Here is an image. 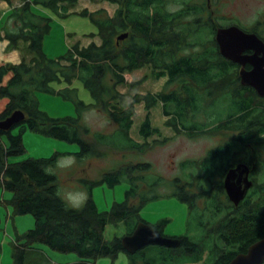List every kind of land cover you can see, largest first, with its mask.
I'll use <instances>...</instances> for the list:
<instances>
[{
  "label": "trees",
  "instance_id": "obj_1",
  "mask_svg": "<svg viewBox=\"0 0 264 264\" xmlns=\"http://www.w3.org/2000/svg\"><path fill=\"white\" fill-rule=\"evenodd\" d=\"M4 1L10 2L0 0ZM77 1L20 0L19 5L5 11L3 21L0 10V41L6 39L8 48L20 49L22 53L18 62L0 60V96H8L0 118L14 109L25 111V118L15 124L20 132L11 130L12 126L8 129L0 127V185L12 191L9 204L15 212H32L35 219L34 226L26 228L14 242L13 264H26L27 249L35 242H44L59 251L75 252L80 256L78 264H93L92 261L103 255L115 259L121 250L128 254L129 264H181L186 261L228 264L237 252L247 250L248 244L264 236V180L255 181L254 187L247 190L237 206L222 195L225 192L220 176H224L223 172L237 160L235 150L239 147L219 143L200 158L181 160L184 166L195 161L201 169L195 180L175 177L178 188L173 192L188 203L189 224L197 223L198 228L192 230V236L191 233L177 235L182 239L179 246L157 243V248L150 252L143 247L128 252L120 241V237L132 231L140 219H145L139 214L143 204L159 195L141 193L139 189L148 181L146 172L153 166L150 161L126 162L124 167L105 170L100 179L78 176L84 186L81 190L87 192L88 198L82 209L75 210L66 207L56 195L59 188L56 172L46 174L44 171L45 167L56 165L63 152H70L54 150L47 157L10 159L11 154L26 150L22 142L26 128L70 142L78 141L80 148L74 153L81 158L90 153L99 155L97 143L101 141L143 149L144 143L131 136L134 106L121 100L124 93L117 85L132 87L144 80L141 76L129 81L124 72L147 64L152 66L156 78L167 76V81L160 91L150 90L146 95L139 93L135 99L143 100L147 109L162 103L161 109L168 116L166 122L176 132L192 135L240 128L236 136L231 135L227 140L264 141V100L258 99L252 88L239 82L238 62L222 55L215 29L223 23L218 22L211 0H110L118 5L112 15L101 9L88 12L83 8L79 14L88 15L97 24L98 30L94 33L101 41L82 45L75 42L66 54L52 57L43 49L44 36L50 31L52 19L42 9L68 16ZM172 2L178 3L179 7L169 8ZM10 21L14 29L8 26ZM229 24L235 23L226 25ZM242 29L256 31L264 38V33L255 28ZM124 31H128L126 37L118 42L117 35ZM75 77L91 90L93 101L75 98L78 96L76 86L72 85ZM58 80L66 84L55 89L52 81ZM35 89L62 92L66 98L76 100L79 110L104 108L116 119L117 128L111 134L98 131L88 138L91 129L79 111L54 116L41 108ZM212 97L227 110L209 111ZM202 111H205V117L198 120ZM151 120V112H147L139 124V134L145 139L161 132ZM3 134H7V141ZM155 138L158 142L166 139ZM122 174L129 180L125 198L114 200L110 208L100 210L94 200L93 186L100 182L113 185L122 180ZM157 175V182L164 180L162 175ZM119 220L126 231L107 237L106 224ZM168 220L166 217L152 225L163 231Z\"/></svg>",
  "mask_w": 264,
  "mask_h": 264
},
{
  "label": "rangeland",
  "instance_id": "obj_2",
  "mask_svg": "<svg viewBox=\"0 0 264 264\" xmlns=\"http://www.w3.org/2000/svg\"><path fill=\"white\" fill-rule=\"evenodd\" d=\"M212 7H215L216 17L219 19V23L226 25L227 23H237L243 27L255 28L258 31L264 33V0H211ZM20 0H10V2H0V8H7L10 10V6L14 7L19 5ZM118 5L110 0H78L69 11L71 14L68 16H61L59 13H53L50 9H42V12L51 16L52 22L50 23V31L44 36V50L52 57H57L61 54H66L70 45L75 42L82 44H89L91 42H100L101 38L97 33V24L93 23L88 15L79 14L81 9L85 8L88 12L101 9L109 14H114ZM179 7L178 3L172 2L169 8L174 9ZM6 10V11H7ZM73 10L75 12H73ZM7 11V12H8ZM5 11L3 12L4 15ZM2 14V13H1ZM102 15V13H100ZM5 19V15L2 21ZM13 23L10 21L8 26L13 28ZM231 25V24H230ZM14 29V28H13ZM94 34V36H90ZM8 41H0V55L4 58L0 60H12L9 58L11 49L8 48ZM18 50V49H13ZM21 52V51H20ZM152 66L150 64L143 67L135 68L132 71H125L124 74L129 81H134L145 77L144 80L138 81L134 86L129 87L127 84H119L117 87L119 91L124 93L121 100H125L126 104L131 103L134 106V121L131 130V136L144 143L142 148H130L119 147L115 144H106L105 141L97 143V149L100 151L99 155L93 153L87 154V156L81 158L78 157L74 151L80 148L78 141H67L66 139H58L53 135L44 134L41 131L24 129L22 142L26 146L21 154H11L10 159L21 160L26 156H48L55 151H68L63 152V156H75L76 164L68 169L57 168L56 165L50 166L59 182V189L62 194L68 192H76L81 190L82 184L78 176L85 178L100 179L101 174L107 170H112L114 167H124L126 162H135L138 159H145L153 163L150 171L146 172L148 181L144 182L139 187L141 193L152 194L153 192L159 193L157 196H153L147 200L141 207L139 214H141L147 222L150 224L156 223L159 220L169 217V220L163 225V232L166 235L177 236L181 233H191L198 228L197 223L192 222L189 206L185 200L177 198V195L173 194L177 190L176 185L178 181L174 178L180 176L182 180L187 181L190 178L197 179V173L200 172V168L195 161L190 162L187 166H184L182 159L189 157L200 158L203 156L207 147L214 146V144L227 140L231 135H235V131L231 128H226L219 131H211L212 133L192 134L187 135L182 132H176L170 124L166 122L167 115L162 111V103L153 104L149 109L146 107L145 102L140 99H135L136 95L141 93L146 95L148 91H160L167 81V76H161L156 78L151 71ZM53 87L65 85L66 82L62 80L52 81ZM72 85L76 86L78 96L75 98L82 99L83 101H93V95L91 90L88 89L79 77H75ZM245 89V88H244ZM241 89V90H244ZM42 109L47 110L48 113L54 116L62 114L72 115L79 111L83 120L89 125L91 132L87 137L91 138L98 131L106 134H111L117 128L116 119L112 117L111 113H108L101 107H87L79 110L78 103L74 98H66L61 92L54 91H42L40 89L34 90ZM246 91V90H245ZM6 100L8 97L0 96V111L5 108ZM210 105L207 108L209 111L213 109L224 108L220 106V103L212 97L209 101ZM213 102L212 106L211 103ZM225 109V108H224ZM227 109L224 110V112ZM147 112H151V123L160 127L161 132L159 134L153 133L148 139H145L139 134L140 121L145 118ZM198 120H202L205 117V111L199 112ZM11 130L14 132H20L19 126H12ZM5 141H7V134H3ZM163 139L158 142L155 138ZM169 137V138H167ZM148 142V143H147ZM157 173L164 177V180L157 182ZM122 180L116 182L113 185H109L107 182H100L94 185L92 188L95 203H97L100 210L110 208L113 205L114 200H123L125 198V191L127 185H129L128 176L122 174ZM154 181V182H153ZM196 185L194 184V187ZM197 188V187H195ZM12 196V191L5 189L0 185V264H13L15 240L22 235L26 228L33 227L35 219L32 212L19 213L14 211V207L9 204V199ZM201 203V202H200ZM122 221H115V223H108L105 227V234L107 237H114L115 234H123L126 231ZM20 240V239H19ZM22 240V239H21ZM20 240V241H21ZM19 242V241H18ZM33 246L27 249L25 254L26 264H78L80 256L72 251H59V249L51 248L44 242L32 243ZM158 244L154 243L143 246L148 252L157 248ZM129 256L123 250L118 252V255L113 259L110 255H103L92 261L93 264H129ZM181 264H204L200 261L182 262Z\"/></svg>",
  "mask_w": 264,
  "mask_h": 264
},
{
  "label": "water",
  "instance_id": "obj_3",
  "mask_svg": "<svg viewBox=\"0 0 264 264\" xmlns=\"http://www.w3.org/2000/svg\"><path fill=\"white\" fill-rule=\"evenodd\" d=\"M243 27L235 23L222 25L215 29L217 45L222 55L237 61L240 66V81L245 84H252L258 89V93L264 94V38L256 31H244ZM128 31L117 35L118 42L124 39ZM251 63L249 68L244 66ZM24 109H14L6 117L0 118V127L8 129L21 122L24 117ZM249 165L240 161L236 166L228 169L225 178V185L229 197L237 203L242 199L248 188L252 185L249 179ZM123 246L129 252L137 251L145 245L158 243L164 246H179L182 239L173 235H166L160 228L140 219L133 230L120 237ZM264 236L248 244L247 250L237 252L228 261V264H262L264 261Z\"/></svg>",
  "mask_w": 264,
  "mask_h": 264
},
{
  "label": "flooded vegetation",
  "instance_id": "obj_4",
  "mask_svg": "<svg viewBox=\"0 0 264 264\" xmlns=\"http://www.w3.org/2000/svg\"><path fill=\"white\" fill-rule=\"evenodd\" d=\"M237 62V61H236ZM239 65H237V69L239 70L240 66H242V64H240L238 62ZM251 65V63H247L246 68H249ZM239 73H240V70H239ZM241 78V76H240ZM240 78H239V82L240 81ZM244 83V82H243ZM245 84V83H244ZM247 85L249 88H252L254 91V95L258 97V99L260 100H264V94L261 95L258 93V89L256 88V86L252 85V84H245ZM249 88H247L249 90ZM244 89V88H242ZM246 90V88L244 89ZM243 90V91H244ZM233 131H235V136L237 135V132L240 128H232ZM264 134H262L263 136ZM258 136H261V135H258ZM221 143L222 145L224 144H229V145H232V146H236V147H239V150L236 149L235 152L237 154V160H235L234 164H232L229 168L233 167V166H236L240 161H245L248 163L249 165V179L252 180V185L250 186V188L254 187V182L255 181H262L264 180V141H260V140H252V141H240V142H234V141H229L227 140V142H219ZM219 143H216L214 145H217ZM214 146H211V147H207V150L212 148ZM235 147V148H236ZM207 150L205 151V153L203 154V156L207 153ZM243 158V159H241ZM228 168V169H229ZM227 170H225L223 173H224V176L221 175L220 176V180H223V182H225V178H226V175H227ZM222 182V185H224ZM250 188H248V191L250 190ZM223 191L225 192V194H222L223 197H227V198H230L229 197V194H228V191L224 185V188H223ZM247 191V192H248ZM231 199V202H233L236 206L238 205V203L241 201H239L238 203L232 199ZM204 199L201 200V203L203 202ZM253 203V202H252Z\"/></svg>",
  "mask_w": 264,
  "mask_h": 264
},
{
  "label": "clouds",
  "instance_id": "obj_5",
  "mask_svg": "<svg viewBox=\"0 0 264 264\" xmlns=\"http://www.w3.org/2000/svg\"><path fill=\"white\" fill-rule=\"evenodd\" d=\"M76 164V157L69 155L60 157L57 161L56 167L60 169H68ZM44 171L46 174H54L51 167H45ZM56 195L59 196L64 202L65 206L75 210H80L84 207L87 201V192L84 190H78L76 192H68L62 194L61 190L58 188Z\"/></svg>",
  "mask_w": 264,
  "mask_h": 264
},
{
  "label": "crops",
  "instance_id": "obj_6",
  "mask_svg": "<svg viewBox=\"0 0 264 264\" xmlns=\"http://www.w3.org/2000/svg\"><path fill=\"white\" fill-rule=\"evenodd\" d=\"M7 9H8V7L7 8L6 7L5 8H2V9L0 8V10H2L1 13H3L4 11H6ZM9 51H10L9 53H11V56H9V58H11L14 62H18L21 59L22 53L20 52V49H18V50L11 49ZM0 58L3 59L4 57L0 55Z\"/></svg>",
  "mask_w": 264,
  "mask_h": 264
}]
</instances>
